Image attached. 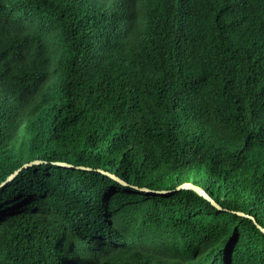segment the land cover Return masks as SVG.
I'll list each match as a JSON object with an SVG mask.
<instances>
[{"label":"trees","instance_id":"trees-1","mask_svg":"<svg viewBox=\"0 0 264 264\" xmlns=\"http://www.w3.org/2000/svg\"><path fill=\"white\" fill-rule=\"evenodd\" d=\"M262 230L264 0H0V264H264Z\"/></svg>","mask_w":264,"mask_h":264},{"label":"water","instance_id":"water-1","mask_svg":"<svg viewBox=\"0 0 264 264\" xmlns=\"http://www.w3.org/2000/svg\"><path fill=\"white\" fill-rule=\"evenodd\" d=\"M31 164H26L23 168L24 169H26V168H28L29 166H30ZM64 166H66V165H64ZM12 177L13 176H11V177H9L8 178V181L9 180H11L12 179ZM183 187H186V188H191V189H194L196 192H198L199 194H201L202 196H205L207 199H209L208 198V196L201 190V189H198V188H196V187H194V186H192V185H184ZM142 191L143 192H146V193H151V192H149L148 190H145V189H142ZM164 193H166V192H164ZM164 193H156V194H164ZM167 194V193H166ZM214 204V203H213ZM215 206H216V204H214ZM262 229V228H261ZM263 232H264V230H262Z\"/></svg>","mask_w":264,"mask_h":264},{"label":"rangeland","instance_id":"rangeland-1","mask_svg":"<svg viewBox=\"0 0 264 264\" xmlns=\"http://www.w3.org/2000/svg\"><path fill=\"white\" fill-rule=\"evenodd\" d=\"M30 166H32V165H30ZM30 166H29V167H30ZM29 167H28V168H29ZM28 168H26V169H28ZM19 173H20L19 171L16 172V174H14V176L18 175ZM14 176H13V177H14Z\"/></svg>","mask_w":264,"mask_h":264}]
</instances>
